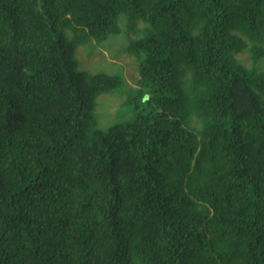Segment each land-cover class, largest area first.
Listing matches in <instances>:
<instances>
[{
  "label": "trees",
  "instance_id": "trees-1",
  "mask_svg": "<svg viewBox=\"0 0 264 264\" xmlns=\"http://www.w3.org/2000/svg\"><path fill=\"white\" fill-rule=\"evenodd\" d=\"M121 15L151 97L102 129ZM263 41L264 0H0V264H264Z\"/></svg>",
  "mask_w": 264,
  "mask_h": 264
},
{
  "label": "rangeland",
  "instance_id": "rangeland-1",
  "mask_svg": "<svg viewBox=\"0 0 264 264\" xmlns=\"http://www.w3.org/2000/svg\"><path fill=\"white\" fill-rule=\"evenodd\" d=\"M120 32L112 35L102 44L90 42L78 47L76 57L80 69L89 73L107 72L122 76L124 85L117 92L101 95L98 99L97 115L100 128L107 129L113 124L127 122L138 115L147 114L144 104L151 97L150 89L140 85L141 76L137 56L131 52V45L135 39L142 35L145 24L138 22L129 23L128 18L121 15L118 19ZM68 37L73 38L68 31ZM264 49V41L260 44ZM239 61L246 67H253L257 71H264V57L255 64L250 51L238 54ZM141 91L143 95L141 96ZM192 127L201 128L202 123L192 118L189 121Z\"/></svg>",
  "mask_w": 264,
  "mask_h": 264
}]
</instances>
